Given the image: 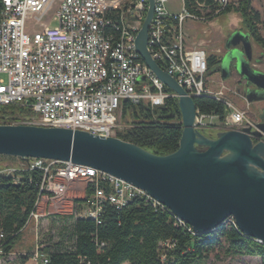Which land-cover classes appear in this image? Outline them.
Returning <instances> with one entry per match:
<instances>
[{
  "label": "built area",
  "instance_id": "1",
  "mask_svg": "<svg viewBox=\"0 0 264 264\" xmlns=\"http://www.w3.org/2000/svg\"><path fill=\"white\" fill-rule=\"evenodd\" d=\"M181 1V11L172 14L166 9L168 0H154L147 40L151 58L188 97L208 96L224 105L226 115L221 123L215 115L196 112L195 129H254L246 112L223 98V86L217 92L207 89L208 52L204 47H188L183 30L186 20L207 23L227 9L237 8L241 0H191L190 10ZM260 2L264 14V0ZM54 5L53 16L46 18ZM1 6L0 108L17 105L34 114L31 119L7 125L115 137L116 114L122 101L158 107L166 99H178L174 92H167L169 89L135 49L148 9L147 0H1ZM17 161L15 166L0 164V176L10 178L13 185L19 184L24 172L37 170L42 176L24 227L26 230L34 224L31 263H47L41 253L43 233L56 240L58 232L67 230L77 219L100 224L106 203L120 210L140 198L152 208L170 214L175 226L199 234L144 191L101 171L71 162L36 158ZM87 191L89 196L85 198ZM71 193L85 199L84 204L78 208L69 202V209L58 208V203ZM48 204L57 211H47ZM56 215L69 219H47ZM225 223L237 228L232 218ZM0 255L5 257L1 248Z\"/></svg>",
  "mask_w": 264,
  "mask_h": 264
},
{
  "label": "water",
  "instance_id": "2",
  "mask_svg": "<svg viewBox=\"0 0 264 264\" xmlns=\"http://www.w3.org/2000/svg\"><path fill=\"white\" fill-rule=\"evenodd\" d=\"M148 1L135 49L158 80L179 97L182 132L178 149L155 156L116 137L34 126L0 125V157L71 162L93 168L144 191L193 232L208 234L232 218L245 236L264 244V116L254 129L219 132L214 138L195 129L196 108L147 50L154 0ZM247 34H230L219 57V74L232 70L247 104L264 102V72L253 63ZM239 44L242 48H238ZM142 80V79H140ZM254 139L259 140L254 143Z\"/></svg>",
  "mask_w": 264,
  "mask_h": 264
},
{
  "label": "trees",
  "instance_id": "3",
  "mask_svg": "<svg viewBox=\"0 0 264 264\" xmlns=\"http://www.w3.org/2000/svg\"><path fill=\"white\" fill-rule=\"evenodd\" d=\"M251 2L241 0L237 8L227 9L218 16L230 11L237 13L244 32L264 55L260 31L264 14L255 11ZM184 4L190 10L191 0H184ZM1 8L0 0V11ZM207 65L208 75L219 72V57L209 55ZM194 105L199 114L215 115L220 123L224 120L225 107L216 99L197 97ZM118 112L122 128L116 131V138L155 156H167L178 149L182 123L175 99H166L158 107L134 106L122 101ZM33 116L31 110L17 105L2 107L0 125ZM41 177L37 170L24 172L19 176V184L13 185L10 178L0 176V248L4 256L24 252L25 255H17L16 264H26L35 246L33 240L25 243L23 230L36 202ZM88 196L87 191L85 198ZM84 201L76 199L73 203L79 208ZM174 223L170 214L152 208L140 198L120 210L106 203L100 224L77 219L67 230L59 231L56 240L49 237L47 244L42 243L41 253L46 257V264H205L215 251L225 257H256L264 264V244L243 235L230 224L224 223L209 234H192Z\"/></svg>",
  "mask_w": 264,
  "mask_h": 264
},
{
  "label": "rangeland",
  "instance_id": "4",
  "mask_svg": "<svg viewBox=\"0 0 264 264\" xmlns=\"http://www.w3.org/2000/svg\"><path fill=\"white\" fill-rule=\"evenodd\" d=\"M55 6L52 7V9L48 12L46 18H50L53 16L55 11ZM255 8H253L255 11H257L260 15L263 16V11L261 7L260 1H257L255 3ZM166 9L169 13L176 14L179 13L182 9V1L181 0H168V3L166 4ZM46 18L44 20H46ZM53 26V25H52ZM183 30L186 35H188L190 38V42L194 43L192 47H204L207 46L206 51L209 54H215L220 56L224 49V43L227 37L235 32H240L244 34L243 26L240 17L237 13L230 11L229 13L217 16L212 21H210L207 25H201L192 21H185L183 25ZM204 30H207L206 33H204ZM261 35L264 38V26H261L260 28ZM198 33H201L199 36L201 40L204 41V43H198L197 41V35ZM248 37V36H247ZM249 39L250 46L252 48V55L253 58L258 62L259 65L256 66V68L262 72H264V58L259 57L261 55L260 49L254 44V42ZM258 55H257V54ZM257 55V56H256ZM263 62V63H262ZM210 80L217 79L216 84L215 83H209L207 81V89L211 92H217L220 90V87L223 86L225 88V92H223L222 96L224 99L232 102L233 104L241 107L252 122H257L262 114L261 108L264 107V104H253L245 106L241 99L233 95L235 88H238L240 85H243L244 82L242 79L236 74L234 70H232L230 77L223 81L220 77L219 72L213 73L209 77ZM122 128V123L120 122V112L116 114V129L114 130V136L116 131H120ZM213 129L210 130H202L200 131L204 136L208 138H214L215 135L219 132L229 131L227 129H222L220 126L212 127ZM241 130V129H239ZM256 143V141H255ZM17 159H9L6 157H0V164L6 165V166H15L17 163ZM82 186L79 184L77 187L80 189ZM81 196H78L77 194H69L68 199L62 200L58 203V208L60 209H69V202H74L75 199H81ZM44 203L40 206V213H42ZM50 204L46 207L47 211H49ZM57 208V209H58ZM53 211V210H51ZM31 234H27V237H25V243H30L33 240V243L35 244L32 231H29ZM43 244H47L49 242V237L46 236V234H42ZM30 241V242H29ZM15 253L16 255L12 256H5L3 259H0V264H16V258L19 254ZM26 264H34L29 262H26ZM205 264H260V260L256 257H225L221 255L218 251H215L212 253Z\"/></svg>",
  "mask_w": 264,
  "mask_h": 264
},
{
  "label": "crops",
  "instance_id": "5",
  "mask_svg": "<svg viewBox=\"0 0 264 264\" xmlns=\"http://www.w3.org/2000/svg\"><path fill=\"white\" fill-rule=\"evenodd\" d=\"M257 1H260V0H252V2H251V5H252V8H255L254 6H255V3L257 2ZM261 3V2H260ZM187 21V20H186ZM210 22V21H209ZM209 22H207V23H198V24H201V25H207ZM185 23V22H184ZM195 23H197V22H195ZM206 31L207 30H204V33H206ZM245 33V32H244ZM246 34V33H245ZM201 35V33H198V35L196 36L197 37V41H198V43H204V41L203 40H201V38L199 37ZM249 37V36H248ZM190 37L188 36V35H186L185 34V42H186V45L188 46V47H192V45L194 44V43H191L190 42V39H189ZM250 38V37H249ZM204 45H205V43H204ZM205 48H207V46H205ZM257 54V53H256ZM209 55H211V54H209L208 53V56ZM258 55V54H257ZM256 55V56H257ZM260 58H261V61H262V58H264V55H263V53H261V55L259 56ZM254 61H253V63L252 64H257V61L255 60V58L253 59ZM263 63V62H262ZM217 73V72H216ZM211 75V74H210ZM210 75H208V77H207V81L209 82V83H215L216 84V81H217V79H214V80H210L209 79V77H210ZM233 95H235L236 97H238L239 99H241L242 100V102H243V104L246 106L247 105V103L245 102V100H244V98H243V96L241 95V92H239V90H238V88H235V90H234V94ZM250 105H253V104H250ZM241 108V107H240ZM250 120V119H249ZM217 122V121H216ZM49 210L51 211V210H53V212L55 211H57V209L55 208V207H50L49 208ZM54 212V213H55ZM55 218H60V219H63V216H53V217H48L47 219H49V220H51V219H55ZM46 219V220H47ZM46 220H44V221H46ZM33 225L34 224H30V227L29 228H27L26 230H23V234H24V236L25 237H27V234L29 233V234H31L29 231L31 230V228L33 227ZM52 226H50V228H51ZM61 231V230H60ZM28 234V235H29ZM21 255H25V253L24 252H21L20 253ZM12 255H16L15 253H11V254H9L8 256H12Z\"/></svg>",
  "mask_w": 264,
  "mask_h": 264
},
{
  "label": "flooded vegetation",
  "instance_id": "6",
  "mask_svg": "<svg viewBox=\"0 0 264 264\" xmlns=\"http://www.w3.org/2000/svg\"><path fill=\"white\" fill-rule=\"evenodd\" d=\"M225 41H226V40H225ZM238 48L241 49L242 46L239 44ZM225 52H226L225 49H223V52H222L221 56H223ZM260 104H264V102H263V103H260ZM248 105L250 106V104H248ZM263 106H264V105H263ZM261 110H262V111H261V112H262L261 116H264V107H262ZM261 116H260V117H261ZM257 122H261L260 118L258 119ZM255 141H256V143H257L259 140L254 139V143H255Z\"/></svg>",
  "mask_w": 264,
  "mask_h": 264
}]
</instances>
